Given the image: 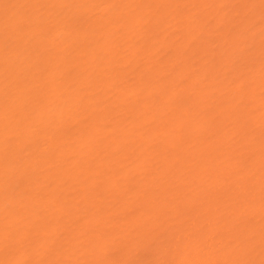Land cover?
I'll return each mask as SVG.
<instances>
[{
	"label": "bare ground",
	"instance_id": "obj_1",
	"mask_svg": "<svg viewBox=\"0 0 264 264\" xmlns=\"http://www.w3.org/2000/svg\"><path fill=\"white\" fill-rule=\"evenodd\" d=\"M0 264H264V0H0Z\"/></svg>",
	"mask_w": 264,
	"mask_h": 264
},
{
	"label": "rangeland",
	"instance_id": "obj_2",
	"mask_svg": "<svg viewBox=\"0 0 264 264\" xmlns=\"http://www.w3.org/2000/svg\"><path fill=\"white\" fill-rule=\"evenodd\" d=\"M126 215H127V213H126Z\"/></svg>",
	"mask_w": 264,
	"mask_h": 264
}]
</instances>
